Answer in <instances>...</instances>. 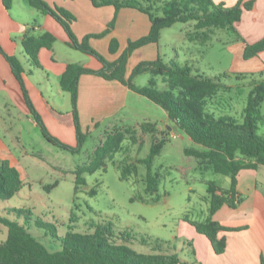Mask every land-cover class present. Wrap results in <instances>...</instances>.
Returning a JSON list of instances; mask_svg holds the SVG:
<instances>
[{
	"label": "trees",
	"instance_id": "16d2710c",
	"mask_svg": "<svg viewBox=\"0 0 264 264\" xmlns=\"http://www.w3.org/2000/svg\"><path fill=\"white\" fill-rule=\"evenodd\" d=\"M26 1L29 6L51 16L62 26L70 47L93 56L102 65L100 69L93 70L77 63H70L60 76L61 89L70 95L76 133V144L69 145L48 131L40 114L30 101L21 62L15 56L4 53L0 47L44 139L71 153L80 152L84 141L89 136V132H82L80 128L77 110L78 80L82 74H96L107 80H118L137 94L159 105L164 109L168 121L186 134L193 143L203 148L200 151L186 148L185 154L199 158L200 162H205L213 172L230 177V185L227 188L220 187L213 181L207 182L208 208L204 220L183 218L198 233L208 238L216 254L224 252L225 239L218 238L217 233L232 228L212 217L223 205L234 208L239 202L236 184L237 175L241 169H256L260 165L264 166V132L258 133L259 127L264 124L262 113L264 77L252 83L243 108L242 120L239 121L231 114L215 113L208 106L209 98L215 96L224 87L221 78L228 75L226 72L219 76H208L187 61L183 63L175 59L164 61L159 53L154 60L136 64L128 77H125V71L128 57L133 50L151 43L158 44L161 31L176 22L192 23L193 30L186 35L189 41L207 44L214 31L218 29L232 34L235 41L242 43L243 59L258 56L264 51V36L256 42L248 43L236 30V24L240 21L242 12L254 9V0H237L232 6L215 3L213 0H161L160 2L159 0H91L95 6H113L115 14L120 8L129 7L138 9L149 17L148 33L135 40H128L125 49L113 61L106 60L94 50L89 45V38L101 37L109 32L114 26L115 18L102 32L87 34L79 40L71 28L75 19L71 12L57 5H49L44 0ZM2 3L6 9H9L12 0H2ZM31 31L32 28L24 33L22 47L31 64L38 67L39 50L50 48L55 41V36L48 31L38 35ZM117 49L118 42L112 39L109 51L115 53ZM142 73L161 76L166 87L157 88L156 82L151 78L146 86L134 84L132 79ZM260 73L263 75L264 71ZM126 134L130 135L132 143L139 146L146 142L148 135L152 136L149 153L139 158L137 162L146 167L145 192L149 195L157 193L159 176L157 172L153 173V161L160 154L168 137L166 132L159 130L151 121L135 122L132 125H115L97 135L88 160L85 164L76 166L73 171L77 186L85 183L83 176L85 173H93L99 168H105V159L112 158L120 150ZM118 168L120 179H128L131 174L137 173V165L133 162H124ZM24 185L25 182L20 177L19 171L8 160L0 158V200L11 198ZM89 193L94 194L95 189H90ZM134 199V197L131 198V200ZM138 199L144 201L141 197ZM158 199L156 195L150 201L156 202ZM12 210L17 213L25 212L15 208ZM37 223L41 227L48 226L40 221ZM0 224L7 229L5 239L0 242V264H193L180 260L176 254H139L133 251L125 244L131 240V235L126 231L116 232L111 222L95 224L94 230L90 233L68 232L62 241V248L57 251L48 250L36 239L25 225L27 222L20 224L0 216ZM140 241L146 243L147 239L141 238ZM155 245L162 249L160 241H156Z\"/></svg>",
	"mask_w": 264,
	"mask_h": 264
},
{
	"label": "rangeland",
	"instance_id": "374dc122",
	"mask_svg": "<svg viewBox=\"0 0 264 264\" xmlns=\"http://www.w3.org/2000/svg\"><path fill=\"white\" fill-rule=\"evenodd\" d=\"M22 6L23 0H13V12L21 10ZM192 30L191 22H176L165 29L159 40L160 56L167 61L176 55L177 61L183 63L186 60L208 76H219L226 72L228 75L221 78L224 87L209 98L208 106L215 113H228L241 121L252 83L264 77V73L261 75L255 71L256 60L242 58L241 45L234 40L232 34L216 29L205 45L186 39L185 32L187 35ZM150 60L142 59L136 64ZM150 78L156 82L157 88L166 87L161 76L149 73L135 76L132 82L146 86ZM138 98L140 101L134 102V106L146 116V119H139L138 122L144 119L151 121L159 125V130L166 132L168 137L160 154L153 161V173L157 172L159 176L157 193L149 195L145 192L146 167L137 162L149 153L151 135L139 146L132 143L130 135L126 134L120 150L112 158L105 159L104 169L85 173V183L78 186L75 184L73 171L76 166L83 165L88 160L99 133L96 130L86 138L80 152L71 153L52 145L53 148L60 149V153L43 152V155L51 156L54 166L46 158L41 163L37 161L38 164L22 170L24 176L26 173L33 180L11 198L0 200V216L20 224L27 222L25 225L29 232L50 251L62 248V241L68 232L90 233L95 224L111 222L116 232L126 231L131 235V240L125 244L139 254H176L182 261H191L190 235L195 229L183 218L204 220L208 208L207 182L213 181L224 187L229 176L215 173L205 162H200L199 158L186 155V148L198 151L203 148L166 120L162 107L141 95ZM262 113L264 114V101ZM165 124L170 125L171 129ZM263 132L264 124L258 129L259 134ZM39 138L47 142L41 134ZM37 144L40 146V141ZM124 162L137 165V173L131 174L128 179H120L118 166ZM92 188L95 189L94 194L89 193ZM156 195L159 197L158 201H150ZM132 197L135 199L131 200ZM12 208L25 212L17 213ZM38 221L48 226L41 227ZM6 234V227L0 224V242L5 239ZM141 238H146L147 242L142 243ZM156 241H160L162 249L156 247Z\"/></svg>",
	"mask_w": 264,
	"mask_h": 264
},
{
	"label": "crops",
	"instance_id": "0c3cea01",
	"mask_svg": "<svg viewBox=\"0 0 264 264\" xmlns=\"http://www.w3.org/2000/svg\"><path fill=\"white\" fill-rule=\"evenodd\" d=\"M44 1L49 5L65 8L74 15L71 28L79 40L87 34L102 32L115 18L114 26L109 32L101 37L89 38V45L108 61L115 60L122 53L128 40H135L147 34L150 28L148 15L135 8H120L115 14L113 6H95L91 0ZM213 1L232 6L237 0ZM12 9L13 0L9 9H6L0 0V47L4 53L15 56L21 62L30 101L48 131L62 142L75 145L76 133L70 95L61 89L60 76L70 63H77L93 70L100 69L102 65L93 56L70 47L62 26L51 16L29 6L26 0H23L21 10L13 12ZM31 28V32L36 35L48 31L55 36L50 48L39 50L38 67L31 64L22 47L24 33ZM236 30L248 43L256 42L264 36V0H254V9L242 12ZM164 31L165 29L161 31V35ZM112 39L118 42L115 53L109 51ZM239 43L243 50L242 43ZM159 46V42L151 43L133 50L126 63L125 77L130 75L134 64L139 60L157 57L158 53L160 54ZM176 58L175 55L171 59ZM250 59L257 61L255 71H264V51ZM138 97L139 94L118 80H107L96 74L80 75L77 110L82 132H89L91 136L99 130L97 134L99 135L115 125H132L139 119H146L144 113L134 106V102L140 101ZM165 125L171 129L168 124ZM157 127L159 129L160 126ZM39 134L41 132L24 99L20 85L0 51V158L8 160L19 171L25 184H29L33 179L26 173L25 177L22 170L38 164L37 161L41 163L46 158L52 163L53 158L44 156L43 152L57 154L61 151L53 148L48 141L43 142ZM38 141L40 146L37 144ZM53 164L50 165L54 166ZM229 185L230 177L223 188ZM236 190L239 197L237 205L234 208L223 205L212 217L232 228L217 233L218 238L225 239L224 252L216 254L208 238L195 230L190 235L192 260L187 262L264 264V166L241 169L237 175Z\"/></svg>",
	"mask_w": 264,
	"mask_h": 264
}]
</instances>
